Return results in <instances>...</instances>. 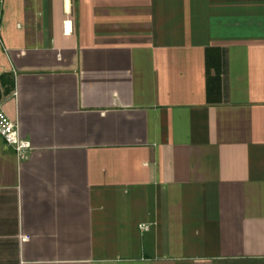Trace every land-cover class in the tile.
I'll return each instance as SVG.
<instances>
[{"label":"crops","instance_id":"0c3cea01","mask_svg":"<svg viewBox=\"0 0 264 264\" xmlns=\"http://www.w3.org/2000/svg\"><path fill=\"white\" fill-rule=\"evenodd\" d=\"M0 107V264H264V0H0Z\"/></svg>","mask_w":264,"mask_h":264},{"label":"built area","instance_id":"2783aa9c","mask_svg":"<svg viewBox=\"0 0 264 264\" xmlns=\"http://www.w3.org/2000/svg\"><path fill=\"white\" fill-rule=\"evenodd\" d=\"M0 138L6 145L14 150L18 158L26 159L28 153L33 150L32 143L23 138L17 123L10 120L0 107ZM142 230H150V226H143ZM24 239H27L25 237Z\"/></svg>","mask_w":264,"mask_h":264}]
</instances>
